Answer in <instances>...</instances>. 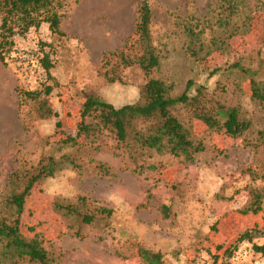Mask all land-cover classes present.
I'll return each mask as SVG.
<instances>
[{
  "label": "rangeland",
  "instance_id": "374dc122",
  "mask_svg": "<svg viewBox=\"0 0 264 264\" xmlns=\"http://www.w3.org/2000/svg\"><path fill=\"white\" fill-rule=\"evenodd\" d=\"M61 1V33L48 23L32 27L16 34L12 50L0 59V212H6L14 170L66 154L75 162H64L37 183L22 215L23 231L44 239L54 263L148 264L142 252L148 250L161 252L165 264H213V252L225 244L233 245L225 263L264 264L253 250L264 244V231L236 241L246 230L264 228V200L257 213H241L252 202L251 190L264 188V100L252 97L250 80L264 81V0H236L232 23L238 33L220 24L226 0H149L152 44L160 57L150 75L118 55L142 54L131 39L142 0ZM246 14L253 20L244 32ZM46 52L51 79L41 61ZM151 77L172 85L175 96L193 80L192 94L204 87L209 105L239 107L250 129L232 138L192 119L205 146L192 159L134 142L123 147L106 128H87L78 136L86 94L116 107L133 104ZM44 82L53 86L47 100L58 115L44 117L40 99L25 94ZM178 115L188 124L185 108ZM77 136V144L59 141ZM67 204L91 220L67 214Z\"/></svg>",
  "mask_w": 264,
  "mask_h": 264
},
{
  "label": "trees",
  "instance_id": "16d2710c",
  "mask_svg": "<svg viewBox=\"0 0 264 264\" xmlns=\"http://www.w3.org/2000/svg\"><path fill=\"white\" fill-rule=\"evenodd\" d=\"M227 15L221 20V26L229 31L233 28L234 16L238 14L236 0H226ZM65 4L61 0H0V59L5 60V53L12 50L14 36L25 34L30 28H39L43 23H48L53 33H61L62 9ZM152 9L149 0H142L138 9L135 25L134 44L139 43L142 54L133 59L127 58L124 52H119L125 65L139 64L147 75L160 65V57L152 44L150 25ZM253 17L246 14L242 22L244 32L251 28ZM136 38V39H135ZM117 52H111L115 55ZM191 53L198 60L196 48H191ZM42 65L51 79L50 70L53 64L50 54L45 53ZM236 67L242 69L236 64ZM107 75V74H106ZM114 80V78H113ZM252 83V97L264 100V81L261 83L250 78ZM194 81L189 80L180 95H173V86L165 80L151 77L141 89L140 99L133 104L116 107L104 101L94 93L85 96L80 113L78 136L87 128L100 131L108 129L115 135L118 143L123 147L138 144L143 150H156L158 153H168L176 158L192 159L193 155L205 149L201 140L194 134L192 119L202 120L210 130L222 132L232 138L241 136L250 129L251 123L241 117L239 107L224 104H211L206 101L203 88L198 87L196 94H192ZM53 91V86L44 82L42 89L25 91L31 98H39L40 114L45 116L58 115L49 106L47 97ZM185 108L190 113L188 124L180 119L178 108ZM60 125V122H58ZM59 139L64 144H77L79 137ZM264 139V131L260 132ZM75 162L69 155H63L60 160L54 156H45L36 167L23 166L14 170L9 176L11 193L5 200L6 212H0V264H21L27 261L32 264H56L49 256L44 245V239L37 233L29 235L23 231L22 215L25 211L28 196L39 182L54 176L60 165L64 162ZM252 202L241 213L251 211L257 213L262 209L264 188L251 190ZM67 214H74L82 221H90L92 216L81 212L76 204L63 205ZM83 215V216H82ZM264 231V228H254L243 232L236 240L237 243L251 240L255 233ZM224 249L223 255L220 251ZM253 250L264 257V244L253 245ZM148 264H165L161 252L142 250ZM233 245L218 244L212 254L213 264L225 263V257L232 255Z\"/></svg>",
  "mask_w": 264,
  "mask_h": 264
}]
</instances>
